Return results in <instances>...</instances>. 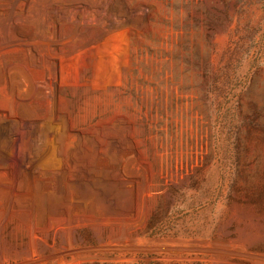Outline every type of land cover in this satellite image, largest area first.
I'll return each mask as SVG.
<instances>
[{
    "label": "rangeland",
    "instance_id": "374dc122",
    "mask_svg": "<svg viewBox=\"0 0 264 264\" xmlns=\"http://www.w3.org/2000/svg\"><path fill=\"white\" fill-rule=\"evenodd\" d=\"M0 264H264V0H0Z\"/></svg>",
    "mask_w": 264,
    "mask_h": 264
}]
</instances>
